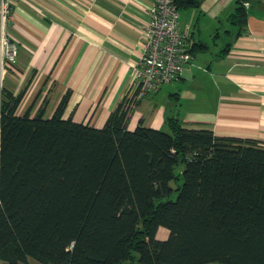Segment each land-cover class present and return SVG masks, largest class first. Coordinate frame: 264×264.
<instances>
[{"label":"trees","instance_id":"16d2710c","mask_svg":"<svg viewBox=\"0 0 264 264\" xmlns=\"http://www.w3.org/2000/svg\"><path fill=\"white\" fill-rule=\"evenodd\" d=\"M242 1L232 12L240 25ZM21 98L0 92V261L264 264L257 141L187 129L174 116L167 130L128 129L135 99L94 127L64 118L63 103L50 118L18 115Z\"/></svg>","mask_w":264,"mask_h":264},{"label":"crops","instance_id":"0c3cea01","mask_svg":"<svg viewBox=\"0 0 264 264\" xmlns=\"http://www.w3.org/2000/svg\"><path fill=\"white\" fill-rule=\"evenodd\" d=\"M151 1L14 0L8 34L18 46L17 61L0 74V92L22 93L18 115L50 118L63 103L64 118L94 127L133 97L128 129L141 121L167 130L174 116L187 129L264 146V0H243L249 5L242 25L233 11L222 13L227 0L184 8L196 44L193 59L177 80L144 101L132 68L142 54L144 8ZM222 21L229 25L219 31L213 24ZM213 38L219 44L211 48Z\"/></svg>","mask_w":264,"mask_h":264},{"label":"built area","instance_id":"2783aa9c","mask_svg":"<svg viewBox=\"0 0 264 264\" xmlns=\"http://www.w3.org/2000/svg\"><path fill=\"white\" fill-rule=\"evenodd\" d=\"M247 7L249 2L242 1ZM14 0H0V74L15 69L17 44L8 34ZM146 22L141 29L143 50L133 65V85L139 96L155 94L166 83L177 80L191 63L194 43L189 26L180 24V13L173 0H152L145 8ZM132 102L133 97L128 98Z\"/></svg>","mask_w":264,"mask_h":264},{"label":"rangeland","instance_id":"374dc122","mask_svg":"<svg viewBox=\"0 0 264 264\" xmlns=\"http://www.w3.org/2000/svg\"><path fill=\"white\" fill-rule=\"evenodd\" d=\"M235 1L236 0H227L226 3H225V5L221 8V10L223 11L222 13H228V11H230V12L233 11V8H234V6L236 4ZM184 10H185L184 8H180L179 9V13L181 15V17H180V19H181L180 20V24L182 25V23L185 22V24H183V25H188L186 23H190V18H188L185 21V17H184V14H183ZM207 20L209 21L208 18H207ZM211 25H212L211 22H209V26H211ZM213 25H216L215 27H217V28L219 27V31H221V30L224 29V27L225 28L228 27L229 24L227 25L225 22L222 21V23L219 24V25L218 24H215V23ZM217 44H219V39L218 38H213L212 40H210V46H211V48H213V46H215ZM152 95L153 94H151V93H146L145 95L142 96V98H143L144 101H146V100L151 99L152 98L151 97ZM177 184H178V181L171 182V186L174 187V188L177 187ZM175 197H176V192L174 191V193H172V195H171V198L174 199ZM167 236H168V230L166 228H164V227H160L158 229V232H157V238L165 239ZM136 260H137V256L134 254V257L131 260V262H124V263H121V264H130V263L131 264H136ZM0 264H6V263L0 261ZM27 264H42V263H40V262H38V261H36V260H34L32 258H29ZM207 264H219V263H217V262H210V263H207Z\"/></svg>","mask_w":264,"mask_h":264}]
</instances>
